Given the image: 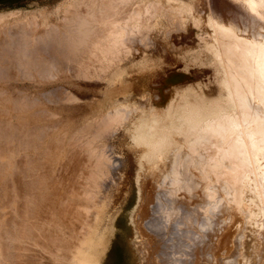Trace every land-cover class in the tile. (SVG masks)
<instances>
[{
  "label": "bare ground",
  "instance_id": "bare-ground-1",
  "mask_svg": "<svg viewBox=\"0 0 264 264\" xmlns=\"http://www.w3.org/2000/svg\"><path fill=\"white\" fill-rule=\"evenodd\" d=\"M230 3L235 4L238 8H230ZM63 5L60 21L62 24H66L65 28L67 26V29H72L71 36L69 39L66 37L65 41H70L69 43L76 46L84 45L85 48L89 45L92 54L99 61L95 71L92 73L90 71L89 76L93 77L95 72L96 74L104 72L111 65L115 64L114 66H116L117 62L122 63L121 61L132 62L129 65L132 66L133 61L137 58V61H140L137 62V65L147 68L150 66L149 63L153 64L147 57L150 51L148 47L152 44L151 38L157 39L156 36L159 34L160 38L168 39L171 32L186 30L191 24V27L197 29V43L193 50H191L192 48L188 50L191 52L188 53L190 57L188 55L189 60L186 67L201 69V72L204 71L210 75L214 83L212 91L205 90L206 85L201 82L179 84L172 87L168 97L162 99L161 103H150L144 109L140 107L141 110L134 103H132L133 105L121 103L120 105V103L114 102L110 103L106 109H100L102 111L99 110V106L93 105L91 106L93 109H89V113L86 112L83 115L84 122L87 117L85 125L89 129L91 127H87L88 119L94 121L93 116H96L94 115L96 111L93 112V110H96L95 107L98 108V115L101 112V116L99 115V119L96 118V122L99 120L100 127L97 130L100 133H96V135L98 134L101 139L103 133L110 134V131L117 126L123 128L124 149L135 163L133 183L136 201L134 200L135 203L129 216L118 213L113 217L109 213L111 207L105 209L111 200L114 186H116L113 183L109 191L103 190V183L109 172H107V164L110 159L103 147L107 146L105 144L110 145L111 140H107L106 143H103L105 142L103 139V142L101 139L96 140L104 144L98 145L103 147H98L94 141L92 146L96 147H90L93 149L95 159L91 165L90 174L87 176L88 179L85 177L87 183L81 192L87 203L81 204L91 207L95 211L94 214L92 213L93 215L99 212L102 217L99 213L96 214V217L99 216L98 218L101 220L106 217L107 221L104 229L105 223L101 224L100 228L103 229V232L99 229L102 235L97 248H95V250L97 249L95 256L90 260L86 258L88 261L82 264H111L114 258L120 264H163V261L165 262L167 259L169 264H264V0H66ZM39 9L36 10L38 12L36 14L32 11L33 14L23 15H16L15 11L13 13L0 10V34L4 36L0 35L1 39L3 37V43L0 40V43L3 44V46L0 45V210H2L1 207L5 209L6 178L9 170L13 167L10 159L12 156L9 155L13 153H9L10 151L8 152L6 147V127L13 118L24 123L22 112L26 111L23 107L21 112L22 103L25 101L21 102L22 99L17 101L18 99L15 100L9 95L12 93L11 95L15 97L16 94L10 88L12 85L7 83L9 80L7 81L6 78L5 69L7 66L5 63L8 61L5 58L9 57V54L6 47H15L13 45L15 37L12 36L14 29L11 31V26L15 25L19 30L22 29L21 26H24L22 29L24 31L18 33L23 34V46H26L27 49H22L23 51L17 49L14 53H19L21 66L24 65V62L28 63L29 60H34L31 56L36 54L33 53L34 50L28 48V45L32 41L40 44L44 37H30L31 31L29 28H25L36 22L44 27L47 36L53 30L54 24L51 22L52 18L50 19L53 10L42 7ZM62 24L60 23V27ZM67 29L65 30L67 31ZM62 34L66 33L63 31ZM53 36L56 37V34ZM22 37L20 36V38ZM47 38H52V36ZM5 40L7 41L6 45ZM44 43L46 45L48 41ZM34 45L37 46L36 43ZM34 45L30 46L34 47ZM72 47L74 48L73 45ZM81 49L77 48L82 52ZM183 51L182 55L187 53L186 50ZM88 54L90 55V53ZM138 55L142 56L137 57ZM45 56L43 54V57ZM94 56L91 57L92 59L90 58L94 61L93 63L97 62L95 59L93 60ZM139 58L141 59L139 60ZM42 60L40 63L43 62ZM30 62L28 64L35 63ZM45 63L42 64L45 66ZM183 65L185 67V64ZM34 66L32 67L33 71H38L39 67L35 64ZM203 66L209 67V69L202 70ZM160 67L166 69L164 65H160ZM41 69L44 67L42 66ZM24 71H26L25 68ZM121 72L123 73V71ZM37 74L34 73V75ZM88 74L86 73V75ZM46 77L48 76L45 75ZM43 80L46 81L44 78ZM118 80L120 83V80L125 83L123 78ZM115 85L114 83L113 86ZM39 86H35L37 89H33L36 93L40 92L39 95L36 94L37 96L41 94L39 90H43V87L38 90ZM113 86L110 87L112 93L120 92L119 88L115 87L117 92L116 90L113 92ZM132 87V83L129 82L124 88L132 89ZM28 98L26 101L29 100ZM102 108L104 107L102 106ZM32 109L35 111L34 107ZM37 111L35 113L32 111L33 115L37 114ZM27 114L31 116L30 113ZM21 123L22 126L23 123ZM32 124L34 123L32 122ZM71 126L69 130L76 127L75 125ZM95 126L97 127V125ZM84 128L83 126L82 129L84 130ZM77 129L75 130L78 131ZM89 130L80 132L81 136H86ZM94 131L96 132V128ZM92 133H94L93 130ZM27 134L30 135V133ZM74 134H69V136L72 137ZM78 135L74 139H78ZM89 135L87 136L89 137ZM106 135H104V139H107ZM83 141L82 143H85ZM41 144L43 143L41 142ZM27 146L30 149V145L26 144L24 147L27 148ZM81 146L83 145L81 144ZM39 165L41 166V164ZM118 188L121 190L122 187ZM81 197L80 199L83 201ZM113 205L115 204L113 203ZM113 205L112 207H114ZM27 206L29 207L31 204ZM93 215H89V217ZM122 216L126 217L128 221L124 218L123 220ZM7 219L4 213L0 214V264H3V260L6 259L2 241H6L5 238L8 236L6 229L9 227L4 229L7 226ZM91 221L93 220L86 221L84 226L91 229ZM59 222L58 225L57 222L55 223L57 226H54V229L57 227L61 231L60 229L65 228H61L64 224L61 226ZM68 230L71 231V229ZM59 231L56 230V234L61 233ZM63 232L67 234L65 230H62ZM100 232L98 233L100 234ZM86 233L84 234L86 235ZM60 235L62 234H59L58 237L61 241L65 239ZM11 238L12 236L9 240H12ZM69 238L70 236L67 239ZM160 250L163 252H159ZM110 253H113V259L110 258L111 262L109 261ZM162 254L164 256H161ZM54 257L56 264H67L65 263L67 256L64 254L63 245L57 247ZM78 260L82 262L85 258ZM78 260L74 259L72 263L74 261L78 263ZM141 260H145V262L142 263Z\"/></svg>",
  "mask_w": 264,
  "mask_h": 264
},
{
  "label": "rangeland",
  "instance_id": "rangeland-1",
  "mask_svg": "<svg viewBox=\"0 0 264 264\" xmlns=\"http://www.w3.org/2000/svg\"><path fill=\"white\" fill-rule=\"evenodd\" d=\"M65 1L66 0H62V1L61 0H0V10H7L9 12L15 11L16 15H18V14L23 15V14H27V13L28 14L29 13L36 14V13H38L37 12L38 9L39 8L41 9V7L50 9L51 11L53 10L52 11L53 14H51L50 19L52 18L51 22L54 23L52 26L53 27L52 29L53 30L55 29L54 31L53 30L50 31V34L46 36L45 34H47V33H45L44 27L39 25L36 22L33 23V25H31L30 27L25 28V29L29 28V30L31 31L29 33L30 37L31 36H35V37L36 36H41V37L43 36L45 38V40H44V38L42 37L43 39H41L40 44H37V42L32 41L28 45V48H30V50H32V51L34 50L33 53L36 54L33 56L32 55L33 53L31 52L32 53L31 57L34 60H29V61L35 62L34 64L39 67V68H37L38 71L35 70V72H34L32 69V67H35L34 64H32L31 62L30 63L32 65L28 64L29 63V61H28V63L24 62V65L21 66L22 64H20L19 53H16V54L14 53L15 50H17V49H18V51L20 49L21 50L22 49L24 50L25 48L27 49L26 46H23L24 45L23 44L24 43L23 37H22L23 34L20 35V33L24 31V30L22 31L24 26H21L22 27L21 30L16 29L17 26H15V25L11 26V28H10L11 31H13V29H14L12 36L15 37V43L13 45L16 47V49L14 46H13L14 48H12V47L9 48V46L6 47V50H8L7 53L9 54V57L5 58V60L8 61L7 63H5V65L7 66V67L5 66L7 68V69H5V71H6L5 73L7 75L6 74L5 75L7 76L6 77L7 81L9 80L7 82V83H9L8 85H12L11 87L10 86L9 87L13 89V90L8 89V90L14 91L13 93L16 94L17 96L15 95V97H13L11 95L12 93L9 95L12 98H15V100L18 99L17 101H19V99H22V100H20L21 102L25 101L26 102V103L24 102L25 104L22 103L21 112L23 111V107H25L24 109L26 111L22 112L24 115V118H23L24 123L22 121L15 120L16 118H13L11 120L10 124L8 125V127H6V136H7L6 137V147L8 149V152L10 151L9 153H13L14 155L9 154L10 156H12V158H10V159H11V163H12L13 167H11V170H9L10 172L8 171L10 174L8 173L7 178H6V186H5L6 197L4 198V200H6V201H4V202H6L5 203V209L1 207V209L3 211L0 210V211H2V212H0V214L4 213L6 218H8L7 219V226H5L4 229L9 227V229H6V231L8 233L7 234L8 236L6 235L7 237L5 238L6 241L5 240L2 241V243L4 244V246H3L4 248L3 247L2 248H3V252H5V258H6L5 260H3L4 261L3 264H56L54 256H55V251L57 250V247H59V245L60 246L63 245L64 254H65V256H67V260H66L67 262L65 261V263H67V264H82L83 262L88 261L86 258H88L90 260L95 256V253L97 251V249L95 250V248H97V246H98L99 240L101 238L100 236L102 235V232H103L102 230L106 226L107 219H106V217H104L105 219H102L103 220V223H102L101 218H98L99 216L96 217V214H98L99 212L96 213L95 215H93L95 213V211H93V209H91V207L89 208V206H87L89 208L88 209L87 207H85V205L81 204V203H85V204L87 203V201L84 199V195L81 192L83 191L82 188L85 187V183H87V179H88L87 176L90 174V168H91V165H93V162L95 159V156L93 154V149H91V147H96V146H92V144H94L95 142H96V145L98 146L99 144L101 145L102 144L101 142H103V141H105L103 143H106L107 140H111L110 145L105 144V145H107V146H105V148L103 146H98V147H103V149H105L104 151H106L108 158H110L109 159L110 161L108 160V164H107V168H108L107 172L109 171L107 173L108 178H106L107 176L105 177V180L103 183V190L109 191V189H111L113 183L116 185V186H114V189L112 191L111 200L105 209L110 208V207L113 208L112 210H111V208L109 210V213H111V215L113 217L118 215V213L119 214L124 213L125 216L130 215V211L132 210V207L134 206V203L136 201V191H135L134 183H133V181H134L133 178H134V174H135V163L133 162L132 158L129 156L126 149H124V144H123L124 130L121 126H117L115 129H112L110 131V134L106 133L107 134L106 135L105 133H103L104 135H106L107 139H104L105 136L102 134V139H103V141H102L101 137L98 135L100 132L97 130L100 127L99 126L100 124H98L99 120H98V122H96V120L99 119V115L101 114V112H100V114L98 115V113H99V112H97L98 108L95 107L94 109H96V110H93V112L96 111L95 112L96 114L94 113V115H96V116H93L94 121H93V119H90V120L88 119L89 122L87 121L88 122L87 127H91V128H89L90 130L88 128H86V125H85L86 120H87L86 116H85L86 117L85 122L83 121L85 119L83 115H85L86 112L88 114L89 113L88 111L93 109V107H91V106H93V105L99 106V110H100V109H106L110 103H114V102H118V103H120V105H121V103L123 105L125 103H127V104L131 103V105H133L132 103H134L135 105H137L139 107V110H141V108L144 109V108L148 107V105L150 103H161L164 99H166L168 97V94L171 91L172 87L177 86L179 84L201 82V83L206 85L204 87L205 90L212 91V89H214V88H212L214 86V83H213L210 75H208L204 71L201 72L200 71L201 69L197 70V69H194L192 67H188V68L186 67V64L188 63V60L190 57V54H188V53L191 52V50H193L196 47V43H197V37H196L197 29H195L193 26L191 27L190 26L191 24L187 27L186 30L171 32L170 35L167 37L168 39L165 38L166 40L160 38L159 34H158L159 37L156 36L157 39L151 38L152 44L150 45V47H148L150 49V51L148 52L147 57H148L149 62L151 61V62H153V64L149 63L150 66H148L147 68H142L141 65H139V64L137 65V62L138 63L140 62V61H137L138 60L137 57L142 56V55H138L136 57L137 59H135L133 61L134 62L133 64H135L136 67H134L135 65H133V64H132V66H129L132 63L131 61H130L131 63H129L128 61L127 62L121 61L123 64L120 62H117L116 63L117 67L114 66L115 65L114 64V65H111L112 67L110 66L111 68L110 67H108V69L105 68L106 70L104 69L105 70L104 72L103 71L100 73L97 72V74L95 72V74L93 73L95 76L94 75H93V77L89 76L90 71H91V73H92V71H95L94 69H96L97 65L99 64V61L96 59V56H94L92 54L93 52H91L90 46L88 44H86L88 46H87V48H85L84 45L83 46H79V45L76 46L72 43H69L70 41H65V40L69 39V37L72 34V32H71L72 29H70V28L67 29V26L65 28L64 25H66V24H62V21H60V19L62 18V14H63L62 13V10H63L62 7L64 6L63 2H65ZM58 3H59V5H58ZM230 5H231V7H230ZM36 7H37V9H36ZM229 7L230 8L233 7L232 9H235L236 5L230 3ZM32 11H33V13H32ZM57 23H59V24H57ZM60 23L62 24L61 27H60ZM65 29H67V31L69 30L68 33ZM63 31L66 34L63 35L62 34ZM18 32H20V33H18ZM69 32H70V35H68ZM57 33H59V34H57ZM31 34H33V35H31ZM55 34H56V37L53 36ZM59 35L60 36L62 35V37H60ZM1 36H3V35H1ZM20 36L22 38H20ZM51 36H52V38H47V37H51ZM3 37H2V39L0 38V40H2V43H3ZM58 37H59V40H58ZM66 37H68V38L66 39ZM52 40H54V41H52ZM45 41H46V43L48 41V43L46 45L44 43ZM49 41H51V43H49ZM4 42L6 45L7 41L5 40ZM18 42H19V44H18ZM62 42H64V43H62ZM2 43H0L1 46H3ZM35 43L37 46L34 45ZM42 44H44V45H42ZM71 44L76 49H74ZM18 45H20V48H18ZM30 45H34V47L30 46ZM70 46L72 47V49ZM32 47L35 49H33ZM77 48H78V50H80L82 48L81 50L83 53H85V50H86L87 55H86V53L83 54L81 51H78ZM190 48H192V49L188 52V50ZM42 50L45 52H41ZM183 50L187 51V53L183 54L184 56L181 54L182 52H184ZM12 51H13V53H12ZM35 51H37V52H35ZM78 52H80V53H78ZM88 53H90V55ZM43 54H44V56H45V54H47L46 56L47 57L50 56V57L45 58L46 56L43 57ZM179 54H181V55H179ZM91 55L94 56L93 60L95 59L97 61V62H95L96 64L93 63L94 61L91 60L92 59ZM188 55H189V57H188ZM6 56H8V55H6ZM39 56H41L43 58H40ZM32 58H30V59H32ZM44 58L47 60L45 61ZM81 58H83V59H81ZM86 58H88V59H86ZM182 58H183V60H182ZM41 59H43L42 60L43 62L40 63ZM140 59L141 58H139V60ZM50 60H52L51 61L52 63L50 62ZM15 61H17V62H15ZM183 61H184V63H183ZM185 61H186V63H185ZM42 63L43 64L45 63L46 68ZM38 64H42V65H38ZM183 64H185L186 68L184 67ZM27 65L30 67L27 68L26 67ZM51 65H53V66H51ZM160 65H164L166 67V69H163L162 67H160ZM13 66H14V68H13ZM42 66L44 67V69H41ZM88 66H90V67H88ZM91 66H93V67H91ZM206 66H203L202 70H208L209 67H206ZM47 67L51 68L52 70L47 68ZM24 68L26 71H24ZM26 68L29 70H27ZM92 68H93V70H91ZM40 69H41V71L44 70V71H42L43 73L40 71ZM85 70H88L89 72L88 71L86 72ZM30 71H31V73H30ZM49 71H51V72H49ZM52 71H54V72H52ZM121 71H123V73ZM32 72H33V75H32ZM37 72L39 75L37 74ZM40 72H41V74H40ZM82 72H86L89 74L86 75V73H82ZM34 73L37 74L38 76H40L41 78L38 77L37 75H34ZM45 75L48 77L45 78ZM96 75H98V76H96ZM37 77H38V79H37ZM118 77L120 79L123 78L125 83H126V81H127V83L131 82L132 86H133L132 87L133 90L129 89V88L128 89L124 88V87H126L127 83L125 84L123 82V80H120L121 83L123 82L122 83L123 86L125 84V86L123 87L122 84L119 82ZM43 78L46 79L47 83L45 80H43ZM114 83L116 84L115 86H113ZM39 84L41 87L39 86ZM34 85L39 86L38 90L43 87L42 88L43 90H39V91H41L40 96H37V95H39L40 92L39 93L34 92V90L37 89ZM112 86H113V89H114V87L116 89L119 88L118 90H120V92H117L116 89H114V90L112 89L113 92L115 90L117 92V93H112V91H111ZM116 86H118V87H116ZM97 87H99V88H97ZM18 95H19V97H18ZM109 95H111V96L109 97ZM31 96H32V98H31ZM46 96H48V97H46ZM37 97H38V100H37ZM27 98L29 99L28 101L31 100L29 102L30 104H28V101H26ZM32 99L35 101H33ZM102 106L104 108H102ZM33 107H34L35 111L38 110L37 111L38 115L35 114L36 116L33 115V113H35V111L32 109ZM35 107H37V108H35ZM32 111H33V113H32ZM100 111H102V110H100ZM68 112H71V113H68ZM93 112L91 113L92 115H93ZM27 113H30L31 116H29ZM25 116H27L28 118H26ZM32 116H34L35 118ZM31 117L33 118V120H31L32 119ZM80 118H83V119L81 120ZM90 118H92V117H90ZM71 119L73 120V122ZM32 122L34 124H32ZM71 122H72V124H70ZM79 122L82 123L81 126H80L81 123L79 124ZM20 123L22 124V126L20 125ZM73 124L76 126V127H74L75 129H77L80 126L79 127L80 130L77 129L79 131V133L74 128L73 129L71 128V130L73 132L71 130H69L70 125H72L71 127H73L74 126ZM88 124H90L91 126ZM27 125L28 126L30 125L29 126L30 128L26 127ZM67 125H68V127H67ZM95 125H97V127ZM64 126H66L65 129H63ZM83 126L85 127L84 130L82 129ZM26 128L29 130H25ZM95 128H96V132L94 131ZM30 129H33V130H30ZM86 129L89 130V132L87 131L86 136H84V135H82V136H84L86 139V137H88L87 135H89V133H90V135H89L88 139H86V141H85L84 137L81 136L82 133H80V132H82V131L86 132ZM92 130L94 133H92ZM19 131H21V132H19ZM26 131H27V133H30V135L27 134ZM44 131H45V133H44ZM75 131H76V133L74 134ZM85 132H83V133L85 134ZM33 133H35V134H33ZM57 133H59V134H57ZM71 133H73L74 136H72V137L69 136V134L73 135ZM96 133H98V134L96 135ZM61 134H63V135H61ZM25 135L27 138L30 137V138H28V139H30L29 140L30 142L25 137ZM27 135H29V136H27ZM65 135H67V136L64 137ZM76 135H78V137H79L78 139H74V138H77V137H75ZM68 136H69V138H68ZM80 136H81V138H80ZM97 136H98V138H97ZM110 136H113V137H110ZM94 137L97 139H95ZM82 138L84 141L81 140ZM24 139H26V140H24ZM67 139H69L70 141ZM100 139H101V142L96 141V140H100ZM89 140H91V142H89ZM26 141H28L29 144ZM82 141L85 143H82ZM23 142H25L27 145H30V149H29V146H27V148L24 147V146H26V144ZM41 142L43 144H41ZM46 142H49V143L46 144ZM63 142L64 143L66 142V143L64 144ZM34 143H36V144H34ZM81 144L83 146H81ZM102 145H104V144H102ZM109 147H110V149H109ZM86 149H88L89 151ZM24 152H26V153H24ZM61 158H63V159H61ZM39 164H41V166ZM26 168H28V169H26ZM33 183H35V184H33ZM119 185L122 187L121 188L122 191L118 188V187H120ZM26 186H27V188H24ZM28 186H30V187H28ZM46 189H48V190H46ZM123 189H125V190H123ZM8 195H10V196L8 197ZM30 196H33V197H30ZM72 197H73V199H72ZM80 197L83 198V201L80 199ZM28 198L30 199L29 201H28ZM76 198H78V199H76ZM17 200H20V201H17ZM32 202H34V204H32ZM26 203H28V204H26ZM113 203L115 205H113ZM30 204H31V206L28 207L27 205H30ZM77 204H78V206H77ZM88 205H91V204H88ZM112 205L114 207H112ZM77 209H78L79 213H78ZM53 211H54V213H53ZM5 212H6V214H5ZM89 215H93L94 218H92L93 216L89 217ZM99 215H100V213H99ZM57 216L59 217L58 219H57ZM72 216H74V217H72ZM123 218L126 219V217L122 216V219ZM55 219H56L57 223L55 222ZM83 219L85 220V222ZM90 220H93V221H91L92 222V224H91L92 228L91 229L86 228V226H84V224ZM126 220L128 221V219H126ZM58 221H60L59 225L61 224V226H62L64 224L61 228H65V229H60L61 231H59L57 229V227H55V229H54V226L58 225ZM53 222H55L57 225ZM101 224L102 225L104 224L103 229L100 228V227H102ZM58 227H60V226H58ZM67 228L71 229V231H69ZM14 229H16V230H14ZM99 229H101L102 232H100ZM13 230L15 231V234H13L14 233ZM56 230L61 232V233L56 234ZM62 230L63 231L65 230L66 231L65 233H67V234H64V232L62 233ZM88 231H89V233H88ZM69 232H70V234L68 235ZM98 232H100V234ZM84 233H86V235ZM59 234H62V235H60V237H63L65 239L62 238L63 240L61 241V239L58 237ZM82 234H84V235H82ZM63 235L64 236L66 235V237H64ZM11 236H12V238H11L12 240H9ZM69 236H70V238L67 239ZM76 236H77V238H76ZM17 237H19V238H17ZM81 237H82V240H81ZM14 239H16V240H14ZM76 239H79V240H76ZM69 240H73V241H69ZM96 240H97V242H96ZM78 241L81 243H79ZM9 242H10V244H9ZM66 248H67V250H66ZM159 252L162 253L163 251L160 250ZM167 252H168V250H167ZM72 253L75 255H73ZM6 255L9 257H7ZM70 255H72V256H70ZM110 255L111 256L109 257V261H110V258H112L113 253H110ZM161 256H164V255L162 254ZM81 258L82 259L85 258V260H83L82 262L81 261L79 262L78 259L81 260ZM74 259L78 260V263H77V261H74V263H72V260H74ZM142 260H141V262L144 263L145 260L144 261H142ZM165 262L163 261V264L164 263L169 264L168 259L165 260ZM111 264H120V263L118 261H115V258H114L113 262H111Z\"/></svg>",
  "mask_w": 264,
  "mask_h": 264
}]
</instances>
